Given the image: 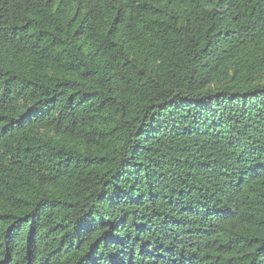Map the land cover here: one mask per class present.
Listing matches in <instances>:
<instances>
[{
	"label": "trees",
	"instance_id": "obj_1",
	"mask_svg": "<svg viewBox=\"0 0 264 264\" xmlns=\"http://www.w3.org/2000/svg\"><path fill=\"white\" fill-rule=\"evenodd\" d=\"M0 264H264V0H0Z\"/></svg>",
	"mask_w": 264,
	"mask_h": 264
}]
</instances>
